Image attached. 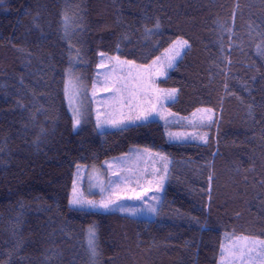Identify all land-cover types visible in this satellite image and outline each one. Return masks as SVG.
<instances>
[{
	"label": "trees",
	"instance_id": "trees-1",
	"mask_svg": "<svg viewBox=\"0 0 264 264\" xmlns=\"http://www.w3.org/2000/svg\"><path fill=\"white\" fill-rule=\"evenodd\" d=\"M179 39L160 87L180 116L215 112L206 144L169 143L158 122L74 130L75 53L92 75L101 53L147 65ZM135 147L171 160L157 220L70 207L77 166ZM226 235L264 240V0H0V264H219Z\"/></svg>",
	"mask_w": 264,
	"mask_h": 264
},
{
	"label": "rangeland",
	"instance_id": "rangeland-1",
	"mask_svg": "<svg viewBox=\"0 0 264 264\" xmlns=\"http://www.w3.org/2000/svg\"><path fill=\"white\" fill-rule=\"evenodd\" d=\"M64 16L65 32L73 49L77 28L73 22L75 28L70 30L74 19L70 13L66 12ZM176 41L147 65L117 56L101 55L92 75L83 70L75 53L66 73L65 88L66 104L74 130L79 131L92 123L99 133H105L158 122L163 126L169 143L206 144L207 128L214 124L215 112L204 108L189 116H180L170 109L177 100L178 92L160 87V83L169 77L188 48V44L180 47ZM177 50L179 55L175 54ZM170 59L172 66L168 67ZM170 93L173 94L169 95ZM76 109L79 110L78 117ZM76 118L80 121L78 125L75 123ZM170 168L171 160L166 155L138 147L97 166H77L70 207L104 214H120L137 220H157ZM74 188L77 196L85 201H92L97 206L71 203ZM109 199L113 203L109 204L108 209L99 207ZM90 230L94 234L93 244L97 254L96 229L89 227L88 242ZM261 242L264 240L224 236L219 264H264V243Z\"/></svg>",
	"mask_w": 264,
	"mask_h": 264
},
{
	"label": "snow or ice",
	"instance_id": "snow-or-ice-1",
	"mask_svg": "<svg viewBox=\"0 0 264 264\" xmlns=\"http://www.w3.org/2000/svg\"><path fill=\"white\" fill-rule=\"evenodd\" d=\"M158 26H159V25H157V27H158ZM176 44L179 45L180 47H184V46H187V41H186V40H185V41H179V40H178V41H176ZM175 54H176V55H179V51L177 50ZM101 55H103V53H101ZM101 66H103V65H101ZM171 66H172V65H171V59H170L169 62H168V67H171ZM172 94H173V93H170L169 95H172ZM209 111H211V110H209ZM75 112H76V115H77V117H78V115H79V110L76 109ZM209 119H210V117H209ZM75 123H76L77 125L80 123V121H79L78 118H76ZM162 179H163V177H161V180H162ZM157 190H159V189H157ZM137 199H139V196H137ZM153 199H154V197H153ZM71 203H73V204H77V205H83V204L87 203V204H89V205L92 206V207H96V206H97V205H95L92 201H85V200L82 199V197L77 196L76 193H75V188H74V199L71 201ZM111 203H113V201H111V200L109 199V200L106 201V202H102V203L99 205V207H102V208L108 209L109 204H111ZM93 240H94V234L91 233V230H90V241H89V245H90V247L92 248L93 255H95L96 252H95V247H94V244H93ZM261 243H264V242H261Z\"/></svg>",
	"mask_w": 264,
	"mask_h": 264
},
{
	"label": "bare ground",
	"instance_id": "bare-ground-1",
	"mask_svg": "<svg viewBox=\"0 0 264 264\" xmlns=\"http://www.w3.org/2000/svg\"><path fill=\"white\" fill-rule=\"evenodd\" d=\"M67 37H69L68 35H66ZM69 205H70V202H69Z\"/></svg>",
	"mask_w": 264,
	"mask_h": 264
}]
</instances>
